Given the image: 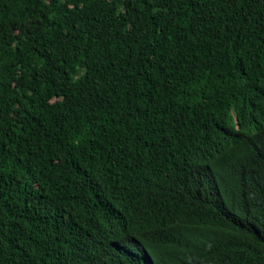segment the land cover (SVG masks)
<instances>
[{
    "label": "trees",
    "instance_id": "obj_1",
    "mask_svg": "<svg viewBox=\"0 0 264 264\" xmlns=\"http://www.w3.org/2000/svg\"><path fill=\"white\" fill-rule=\"evenodd\" d=\"M0 264H264V0H0Z\"/></svg>",
    "mask_w": 264,
    "mask_h": 264
}]
</instances>
